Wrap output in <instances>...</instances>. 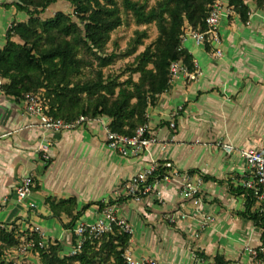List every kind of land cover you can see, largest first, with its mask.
I'll list each match as a JSON object with an SVG mask.
<instances>
[{
  "label": "crops",
  "instance_id": "obj_1",
  "mask_svg": "<svg viewBox=\"0 0 264 264\" xmlns=\"http://www.w3.org/2000/svg\"><path fill=\"white\" fill-rule=\"evenodd\" d=\"M248 5L253 10L252 23L244 25L237 16L221 23L222 59L212 57L215 45L210 40L199 46L191 37L185 39L184 47L203 77L193 82L174 79L158 106L149 110V130L156 143L140 157L126 158L108 148V119L59 134L45 133L39 120L26 113L22 101L1 91L0 79V222L22 219L19 224L41 226L69 250L72 231L52 216L48 198H77L78 210L90 202L106 204L122 181L154 161L171 162L181 174L195 171L192 177L200 184L206 202L194 206L183 200L180 180L174 177L157 186L158 197L148 196L141 204L133 200L119 204V213L134 228L131 254L136 259H155L159 264H210L216 255L232 264H253L246 246H261L262 230L238 215L245 210V198L234 197L227 186L201 178L202 174L209 175L238 188L250 178L246 162L240 156H229L222 145L245 150L264 144V24L255 16L259 13L255 4L248 1ZM24 15L10 20L0 12V48L11 23L25 21ZM213 115L214 122L208 124L206 117ZM46 142L51 143L49 161L38 152ZM29 174L37 181L27 202L21 206L4 204V197ZM31 203L39 210L30 209ZM99 212L94 204L78 222L93 221ZM164 214L175 219L177 231L167 224ZM208 217L215 218L214 225L208 226ZM63 219L69 223L66 216ZM196 251L205 252L210 259L196 256Z\"/></svg>",
  "mask_w": 264,
  "mask_h": 264
},
{
  "label": "trees",
  "instance_id": "obj_2",
  "mask_svg": "<svg viewBox=\"0 0 264 264\" xmlns=\"http://www.w3.org/2000/svg\"><path fill=\"white\" fill-rule=\"evenodd\" d=\"M216 1L157 0L152 6L142 0H14L5 3L4 8L25 13L27 20L13 21L6 42L0 48L1 91L19 102L34 94L40 98L49 117L65 123H76L84 117L86 123L76 128L104 118L110 121L109 132L134 137L140 128L147 126V135L151 137L149 110L157 107L161 97L169 91L174 80L172 64L182 62L191 72L195 70L193 56L184 47V38L190 31L207 30L206 19ZM248 1L255 4V12L264 11V0H226L232 12L229 18L237 16L244 25H249L253 10ZM59 2L70 3L74 12L58 11L48 19L39 16ZM125 15L138 27L146 28L135 30L125 49L113 43L111 50L112 35L123 26ZM151 26L156 27L158 34L146 45L151 38L147 27ZM142 47L145 49L141 51ZM127 59L130 62L115 69L119 62ZM158 164L160 167L149 178L148 185L163 179L168 163ZM194 173L186 174L194 176ZM201 178L227 186L228 193L234 197L245 198V210L238 215L262 230V245L258 247L262 249L264 212L257 208L255 191L243 184L234 188L227 181L209 175L202 174ZM198 197L206 202L201 193ZM127 200L130 199L123 198L121 203ZM212 202L220 201L213 199ZM46 204L64 229L73 231L94 204L103 210L115 202L112 198L107 204L90 202L81 210H78L77 198H48ZM63 216L69 223L64 222ZM19 221L22 219L0 222V264H26V259L12 261L3 256L22 242L38 238L30 222L25 230ZM167 224L177 231L176 223L169 219ZM133 235L116 226L113 232L98 240H87L75 256L67 255L68 250L57 241L34 256L39 258V264H129L125 254L130 250ZM76 239L74 233L73 240ZM195 254L204 260L210 259L205 252ZM213 263L232 264L221 255L214 256Z\"/></svg>",
  "mask_w": 264,
  "mask_h": 264
},
{
  "label": "built area",
  "instance_id": "obj_3",
  "mask_svg": "<svg viewBox=\"0 0 264 264\" xmlns=\"http://www.w3.org/2000/svg\"><path fill=\"white\" fill-rule=\"evenodd\" d=\"M226 0H217L211 7L208 17L206 19L207 30L203 33L188 32L184 39L191 37L197 45L204 46L207 40L214 43V50L212 57L216 59H222L224 52L221 47L222 38L220 34L221 23L225 18H229L232 15L230 9L225 4ZM260 17L264 22V11L255 14ZM254 16L251 17V19ZM195 70L191 72L187 66L182 62H176L171 66V72L174 79L184 78L186 81H198L203 77V71L198 64L194 61ZM25 111L28 115L36 117L40 126L45 133L59 134L65 131L75 130L77 126L84 125L86 119L80 118L76 123H65L62 120H56L49 117L40 98L34 94L27 95L23 100ZM100 120V119H98ZM95 120V121H98ZM89 124V122L87 123ZM175 127V124H172ZM107 129V128H106ZM148 127L140 128L134 137H126L117 133H112L106 130V140L108 148L114 153L126 157L136 158L141 155L147 154L153 144L156 143V138L148 135ZM200 142V141H199ZM51 147L50 142L41 144L39 146V153L42 152L46 161L51 159V155L48 154ZM223 149L229 156L242 157L247 165V171L250 178L243 184L248 189L255 191L258 196L257 208L264 212V144L257 148L241 149L233 144L222 145ZM166 147H164L165 149ZM159 164L154 161L153 165L143 169L137 175L127 181H122L113 192L112 200L115 202L113 206H107L103 210H100L98 217L93 221L78 222L72 231V244L67 252L69 256H75L82 248L87 240H98L104 234H108L114 231L117 226L124 232L133 235L134 228L130 220L119 213L118 205L123 198L133 200L137 204L143 203L148 196L156 195L160 196V192L157 186L160 183H169L173 181L174 177L179 179L178 182L181 190L183 200L189 201L194 206L202 205V198L198 197L201 193L200 184L193 179L189 174H181L179 170L171 163L166 165L167 169L164 172L163 179L160 183L148 185L149 178L159 169ZM182 180V181H181ZM37 178L33 174L24 176L19 182L16 189L10 194L4 197V204H14L21 206L27 202L36 188ZM109 203V202H108ZM107 204V203H106ZM30 209L39 210L37 204L31 203ZM173 223H176L174 218L169 217ZM215 218H208V226L215 223ZM6 227V226H5ZM23 229L27 230L28 226L23 222ZM32 231L37 235L36 240L22 242L17 248L9 250L3 257L10 260H25L26 258L33 257L34 254L40 250H45L50 247V244L54 241L46 231L38 225H32ZM76 234V241L73 240V234ZM75 242V243H74ZM247 251L251 253L253 257V264H264V247L258 249V247L246 246ZM125 258L129 264H159L155 259H136L129 251L126 252ZM215 264V263H210Z\"/></svg>",
  "mask_w": 264,
  "mask_h": 264
},
{
  "label": "rangeland",
  "instance_id": "obj_4",
  "mask_svg": "<svg viewBox=\"0 0 264 264\" xmlns=\"http://www.w3.org/2000/svg\"><path fill=\"white\" fill-rule=\"evenodd\" d=\"M142 1L148 2L151 6L154 5L157 2V0H142ZM13 2H14V0H0V9H2V11H0V12H3V13L6 14V16H9L10 20L12 18H14L15 16H17V18L24 17L25 15H24L23 12H18L15 8L6 9V8H4L2 6L5 3H9L10 4V3H13ZM58 11H65V12H67L69 14H72L74 12L73 7L71 6L70 3H68V2H59V3L55 4V5H52V6L48 7L47 9L43 10L39 16L41 18H43V19H48L50 17H53ZM22 13H23V15H21ZM260 22L262 24H264V22L261 19H260ZM11 24H13V22ZM145 28H146V26L138 27L135 24L134 20L130 16L125 15V22H124L123 26L120 27L118 30H116L113 33V35H112V41L110 43L111 50H112L113 43H117V44H119L121 46L122 49H125L127 47V44L129 42V40L133 37L134 31L137 30V29H145ZM147 28L149 29V33L151 35V38L146 41V45H148L151 42H153L156 39L157 34H158L157 33V29H156L155 26H151V27H147ZM144 49H145V47H142L141 51L144 50ZM128 62H130V59H127V60L119 62L115 66V69L120 68V66H122V65H124L125 63H128ZM261 85H263V83H261ZM206 120H208V124H212L214 122V115H213V118L212 117H206ZM201 194H202V192H201ZM202 196H203V194H202ZM208 218H210V217H208ZM208 218H207V220H208ZM168 221H169V219L166 217V222H168ZM163 235H164L165 239L168 240V242L170 244L171 240L169 238H167L165 236V234H163ZM25 263L26 264H39L40 260L36 256L30 257V258L28 257V258H26V262Z\"/></svg>",
  "mask_w": 264,
  "mask_h": 264
}]
</instances>
